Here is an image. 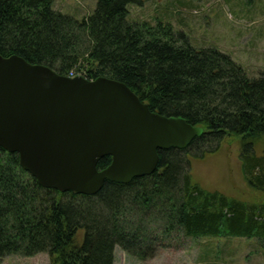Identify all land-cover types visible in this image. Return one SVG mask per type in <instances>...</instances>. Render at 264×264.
<instances>
[{
  "label": "trees",
  "instance_id": "1",
  "mask_svg": "<svg viewBox=\"0 0 264 264\" xmlns=\"http://www.w3.org/2000/svg\"><path fill=\"white\" fill-rule=\"evenodd\" d=\"M146 1L98 0L92 14L77 19L54 9V0H0L2 55L67 76L122 81L152 111L205 130L185 149L162 150L155 173L127 184L106 181L94 195L43 187L18 154L0 146V263L47 252L51 264H113L116 246L146 260L171 232L264 244V201L205 189L190 163L234 135L243 176L264 195V151L256 149L264 146V73L249 77L229 54L193 46L171 23L131 21L129 6ZM110 163L103 157L98 168Z\"/></svg>",
  "mask_w": 264,
  "mask_h": 264
},
{
  "label": "water",
  "instance_id": "2",
  "mask_svg": "<svg viewBox=\"0 0 264 264\" xmlns=\"http://www.w3.org/2000/svg\"><path fill=\"white\" fill-rule=\"evenodd\" d=\"M203 133L152 111L122 81L70 78L0 53V146L43 187L94 195L106 181L127 184L155 173L162 150L185 149Z\"/></svg>",
  "mask_w": 264,
  "mask_h": 264
},
{
  "label": "rangeland",
  "instance_id": "3",
  "mask_svg": "<svg viewBox=\"0 0 264 264\" xmlns=\"http://www.w3.org/2000/svg\"><path fill=\"white\" fill-rule=\"evenodd\" d=\"M98 0H54L53 8L77 19L94 12ZM131 21L171 23L197 48L214 47L241 64L249 77L264 73V0H148L129 6ZM258 152L264 151L260 143ZM241 143L227 136L216 152L191 157L195 182L243 201H264V195L245 180L240 162ZM157 230L162 229L154 225ZM158 253L141 260L115 247L113 264H264V244L257 237L160 235ZM159 241V242H160ZM0 264H51L47 252L11 255Z\"/></svg>",
  "mask_w": 264,
  "mask_h": 264
},
{
  "label": "built area",
  "instance_id": "4",
  "mask_svg": "<svg viewBox=\"0 0 264 264\" xmlns=\"http://www.w3.org/2000/svg\"><path fill=\"white\" fill-rule=\"evenodd\" d=\"M81 76L87 77V75L84 72H79ZM70 76H75V73L71 72Z\"/></svg>",
  "mask_w": 264,
  "mask_h": 264
}]
</instances>
